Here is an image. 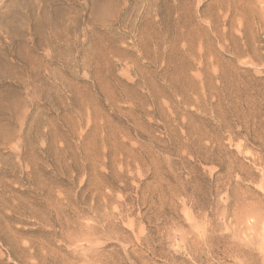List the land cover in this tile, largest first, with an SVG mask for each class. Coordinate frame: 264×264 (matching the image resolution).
I'll use <instances>...</instances> for the list:
<instances>
[{
    "label": "rangeland",
    "instance_id": "1",
    "mask_svg": "<svg viewBox=\"0 0 264 264\" xmlns=\"http://www.w3.org/2000/svg\"><path fill=\"white\" fill-rule=\"evenodd\" d=\"M0 264H264V0H0Z\"/></svg>",
    "mask_w": 264,
    "mask_h": 264
}]
</instances>
